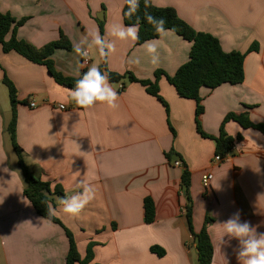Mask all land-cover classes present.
<instances>
[{
  "label": "crops",
  "instance_id": "crops-1",
  "mask_svg": "<svg viewBox=\"0 0 264 264\" xmlns=\"http://www.w3.org/2000/svg\"><path fill=\"white\" fill-rule=\"evenodd\" d=\"M152 1L173 8L195 31L215 36L225 52L245 54L244 82L203 88L199 117L196 102L181 98L165 75L158 86L169 111L142 84L123 80L117 86L109 81L118 93L117 108L97 102L83 109L46 66L15 52L4 53L0 46V264H66L69 251L64 229L38 215L24 194L25 178L7 132L12 104L5 78L17 90L16 141L24 161L53 191L62 190L50 196L53 213L73 233L81 258L94 244L90 264H197V246L184 211L186 170L195 234L210 219L212 264H240L238 241L224 236L220 243L222 224L235 213L264 233V133L228 121L225 133L234 139L230 159L212 163L228 114L248 115L253 124H264V0ZM126 2L0 0V14L27 19L17 37L38 49L63 34L71 49H57L52 60L65 77L78 78L94 63L104 73H131L139 80L155 81L157 71L173 76L189 60L192 43L164 31L148 41L157 45L159 56L158 64H152L146 42L138 45L137 40L107 35L112 25L127 26ZM96 31L115 45L107 57L89 47V34ZM255 44L259 49L250 52ZM75 46L88 50V62ZM137 59L139 63L132 62ZM30 99L36 108L30 107ZM197 120L210 138L200 134ZM206 172L214 176L208 196L201 183ZM82 180L94 188L95 197L78 216L67 214L60 198L82 192ZM147 198L156 208L152 224L145 221ZM154 246L163 249L164 256L152 252Z\"/></svg>",
  "mask_w": 264,
  "mask_h": 264
},
{
  "label": "trees",
  "instance_id": "trees-1",
  "mask_svg": "<svg viewBox=\"0 0 264 264\" xmlns=\"http://www.w3.org/2000/svg\"><path fill=\"white\" fill-rule=\"evenodd\" d=\"M147 2V6H146ZM128 3L126 2L123 9V18L125 25H136L138 28L137 44L157 39L163 32H157L156 27L149 23L146 19L148 15L157 20H164V29L170 30L192 43L189 60L181 66L173 76L166 75L163 71L156 72V80H139L131 73L120 75L112 72H105L111 83L121 82L124 79H129L130 82H138L146 87L147 92L158 98L168 110L166 102L160 95L158 81L162 75L167 77L168 82L175 88L177 94L184 99L193 100L196 102V113L199 117L203 113L201 91L203 88L216 89L224 84L238 85L242 84L245 79L244 62L246 55L237 51L225 52L220 41L213 35L195 31L189 24L183 21L177 12L171 7H157L152 0H139V8L131 17L127 15ZM27 19L16 20L10 13L0 14V46L4 53L15 52L28 61L41 64L48 68L49 73L55 81L64 87L72 89L75 83L82 77L78 78L65 77L59 73L52 60V55L57 49H71L70 41L62 34L61 39L52 42L42 49H38L31 44L18 39V28L23 26ZM258 45H253L250 52L257 51ZM104 70V69H103ZM103 70L101 71L102 73ZM5 85L8 87L10 100L12 104V119L7 127V132L10 135L14 149L17 152L19 166L25 178L24 194L31 202L38 215L61 226L69 240V251L66 258V264H90L93 260V243H90L87 249L85 258H81L78 245L74 239L73 233L58 219L55 214L49 213V204L51 205L50 196L55 193H63L60 188L55 191L51 189L48 182L43 181L40 177H36L26 165L22 149L16 141L17 127V112L18 104L17 90L14 84L8 79H4ZM169 111V110H168ZM236 121L243 128H254L264 133V124L255 125L250 121L248 115L228 114L222 124L220 136L216 138L217 148L216 155L225 156L231 152L234 139L225 133V124L230 121ZM198 124L199 121L197 120ZM200 134L210 138L201 131L200 124L198 126ZM215 139V138H214ZM191 176L186 170L182 178V189L186 192L185 214L187 215L191 233L195 239L197 246L198 261L197 264H212L214 257V247L207 231V225L210 223L208 218L206 225L199 234H195L192 226V209L193 202L190 195ZM52 208V205H51ZM155 204L151 198L144 201L145 221L147 224H152L155 221ZM152 252L158 256H164L165 252L160 247H152Z\"/></svg>",
  "mask_w": 264,
  "mask_h": 264
},
{
  "label": "clouds",
  "instance_id": "clouds-1",
  "mask_svg": "<svg viewBox=\"0 0 264 264\" xmlns=\"http://www.w3.org/2000/svg\"><path fill=\"white\" fill-rule=\"evenodd\" d=\"M128 12L131 17L139 8V0H127ZM147 6V2H146ZM147 21L156 27L157 32H164V20L148 15ZM91 43L89 47L95 46L99 50L101 57H107L115 51L114 43L102 37L98 31L90 33ZM107 35H111L120 40L138 39V28L136 25H112L107 30ZM87 37V36H86ZM145 48L151 57L152 64H158L159 56L157 53V45L154 42H146ZM74 51L82 57L88 56V50L75 46ZM139 63V60L132 61ZM71 99L83 109L92 108L97 102L106 103L108 107L115 109L118 107V93L109 83L107 74L102 73L98 64H92L88 71L85 72L80 79L75 83V87L69 90ZM3 161H0L2 163ZM8 171V169H4ZM83 187L82 192H78L71 197L60 198V203L63 205V211L73 216H78L82 210L94 199L95 190L85 180L80 181ZM51 205L49 204V213H52ZM223 235L220 243H223V237L228 236L229 240L236 239L239 244L237 251V259L240 264H264V233L258 232L257 227L248 221L241 222L239 212L235 213L227 221L223 222Z\"/></svg>",
  "mask_w": 264,
  "mask_h": 264
},
{
  "label": "built area",
  "instance_id": "built-area-1",
  "mask_svg": "<svg viewBox=\"0 0 264 264\" xmlns=\"http://www.w3.org/2000/svg\"><path fill=\"white\" fill-rule=\"evenodd\" d=\"M89 53V52H88ZM90 59H89V54L88 56L86 57V62H88ZM121 89H123V87H121ZM38 105L37 103L35 102V100L33 99H30V107L31 108H36ZM60 109L62 110H65V106H60ZM232 152V150H231ZM230 152V153H231ZM230 153H228L227 155L225 156H221V155H216L214 157V160L212 161L213 164H220V163H223V162H226L230 159ZM177 166H182V164L180 162H177L176 163ZM213 173L212 172H206L203 174L202 176V180H201V183H202V187L204 189V194L205 196H208L210 195V192H211V188H212V181H213ZM185 211V209H184Z\"/></svg>",
  "mask_w": 264,
  "mask_h": 264
},
{
  "label": "rangeland",
  "instance_id": "rangeland-1",
  "mask_svg": "<svg viewBox=\"0 0 264 264\" xmlns=\"http://www.w3.org/2000/svg\"><path fill=\"white\" fill-rule=\"evenodd\" d=\"M123 81H125L126 84L130 83L128 78ZM117 84H118L117 82L112 83L113 86H117Z\"/></svg>",
  "mask_w": 264,
  "mask_h": 264
},
{
  "label": "water",
  "instance_id": "water-1",
  "mask_svg": "<svg viewBox=\"0 0 264 264\" xmlns=\"http://www.w3.org/2000/svg\"><path fill=\"white\" fill-rule=\"evenodd\" d=\"M98 18H99L100 20H102L100 16H98ZM103 20H104V18H103Z\"/></svg>",
  "mask_w": 264,
  "mask_h": 264
}]
</instances>
